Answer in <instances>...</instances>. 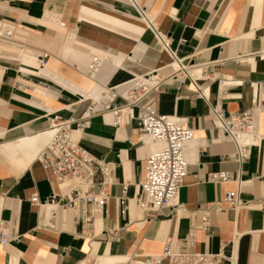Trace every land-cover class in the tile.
<instances>
[{
    "label": "crops",
    "instance_id": "0c3cea01",
    "mask_svg": "<svg viewBox=\"0 0 264 264\" xmlns=\"http://www.w3.org/2000/svg\"><path fill=\"white\" fill-rule=\"evenodd\" d=\"M137 2L194 81L168 77L143 100L152 99L158 113L194 130L178 206L163 208L155 221L140 217L134 198L149 152L147 137L135 121L116 126L109 114L73 131L82 148L113 164L109 197L91 212L90 225L83 227L89 207L83 213L80 202L75 209L57 210L29 202L36 194L44 203L51 193L74 185L59 188L34 158L51 120L78 119L99 85H120L151 71L170 75L171 59L128 0H0V21L16 24L12 39H0V220H15L20 235L0 245V264H85L91 257L92 264H132L129 258L160 253L167 238L184 237L188 214L227 191L244 204H221L210 213L207 231L196 213L193 250L216 255L208 264H264V146L251 147L244 163L234 161L233 144L208 117L209 105L227 112L248 109L251 84L264 80V0ZM94 57L100 63L90 76ZM197 88L205 97L197 96ZM257 128L264 131L262 113ZM221 171L233 179L205 181L207 173ZM101 178L96 173L94 193ZM50 213L53 228L41 226Z\"/></svg>",
    "mask_w": 264,
    "mask_h": 264
},
{
    "label": "built area",
    "instance_id": "2783aa9c",
    "mask_svg": "<svg viewBox=\"0 0 264 264\" xmlns=\"http://www.w3.org/2000/svg\"><path fill=\"white\" fill-rule=\"evenodd\" d=\"M136 9L143 23L153 33L159 48L168 51L167 37L157 31L152 18L139 5L137 0H128ZM16 24L12 21H0V39L10 40L15 34ZM172 73L164 76L158 71H151L145 75L135 76L131 80L115 86L99 85L96 94L89 97V104L80 117L75 120L60 119L54 117L49 129L45 132V142L35 154L41 167L51 172L55 184L63 188L66 182H73V186L67 191L60 190L51 193L44 201L39 203L36 194L29 198L32 205L38 207H51L56 209H75L77 204H82V212L89 207L86 216L82 218L83 227L91 223V212H97L108 199L107 187L113 183L111 173L113 164L96 159L87 150L82 148L73 131L81 132L89 126L90 119L97 115L109 114L112 124L120 126L135 121L138 131L147 137L149 152L144 159V175L138 183V191L134 198L136 208L141 218L155 221L165 207H177L176 197L183 186L187 175V159L185 156L188 141H193L194 130L185 125L181 119L175 116L160 114L156 111L152 99L143 100L152 92H157L168 77L181 75L190 77L186 67L169 53ZM38 60V66H42L44 58ZM100 59H91L86 73L92 75ZM176 65V67L173 66ZM251 106L242 111L227 112L218 104L209 105L208 117L212 127L226 136L233 144L232 158L242 164L250 154V149L260 142L264 146V131L257 128V114H264V80L251 84ZM197 96L205 97V91L197 88ZM116 99L122 100L116 103ZM99 173L102 178L97 183L98 191L93 192V179ZM233 179L229 171L207 173L205 181L210 183H226ZM125 190V188H124ZM124 202V201H123ZM221 204L228 206H241L235 191H227L221 200L197 207L188 214L189 228L182 238H167L162 250L157 254H145L131 260L134 264H208L216 255L208 252H196L193 250L196 240L197 223L196 213L199 214V227L204 231L209 228V215L212 211L221 209ZM246 204V203H245ZM50 213L41 222V226L53 228ZM19 234L16 231V221L13 219L0 220V245H7L11 241H17ZM94 258L91 257L89 264Z\"/></svg>",
    "mask_w": 264,
    "mask_h": 264
},
{
    "label": "bare ground",
    "instance_id": "6f19581e",
    "mask_svg": "<svg viewBox=\"0 0 264 264\" xmlns=\"http://www.w3.org/2000/svg\"><path fill=\"white\" fill-rule=\"evenodd\" d=\"M99 92H100V91H98V94H99ZM191 141H192V140H191ZM191 141H188V143H190ZM188 143H187V144H188ZM88 262H90L89 259L85 262V264H89ZM132 264H134V263L132 262Z\"/></svg>",
    "mask_w": 264,
    "mask_h": 264
}]
</instances>
